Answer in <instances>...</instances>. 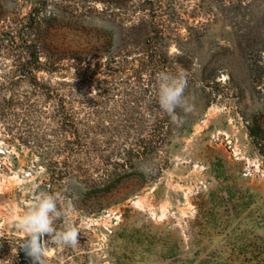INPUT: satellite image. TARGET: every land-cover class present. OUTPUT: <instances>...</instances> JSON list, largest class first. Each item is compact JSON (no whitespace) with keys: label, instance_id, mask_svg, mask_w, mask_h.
I'll return each instance as SVG.
<instances>
[{"label":"rangeland","instance_id":"rangeland-1","mask_svg":"<svg viewBox=\"0 0 264 264\" xmlns=\"http://www.w3.org/2000/svg\"><path fill=\"white\" fill-rule=\"evenodd\" d=\"M41 45L88 56L39 69ZM161 71L190 110L151 155ZM40 191L79 233L44 264H263L264 0H0V264H32L16 224Z\"/></svg>","mask_w":264,"mask_h":264},{"label":"clouds","instance_id":"clouds-1","mask_svg":"<svg viewBox=\"0 0 264 264\" xmlns=\"http://www.w3.org/2000/svg\"><path fill=\"white\" fill-rule=\"evenodd\" d=\"M156 80L157 100L164 112L175 120L177 108L190 110L188 99L184 95L187 87L184 73L173 75L161 71L156 74ZM59 198L58 194L40 191L31 206L18 219L16 227L27 235L20 247L32 264H44L49 243L57 246H75L78 243V229L73 224L65 220L60 229L54 227L56 220H63L66 216V212L58 208Z\"/></svg>","mask_w":264,"mask_h":264},{"label":"trees","instance_id":"trees-1","mask_svg":"<svg viewBox=\"0 0 264 264\" xmlns=\"http://www.w3.org/2000/svg\"><path fill=\"white\" fill-rule=\"evenodd\" d=\"M44 47L41 45L40 49L37 50V47L33 49L31 52L35 58V61L37 62V68L39 69H44L48 71H55L57 68L60 67V63L62 62L61 60H69V59H77L81 60L84 56H88V51H84V49H75V50H66L67 53H63L59 48L54 47L50 48ZM49 52V53H48ZM41 54L45 55V60L40 61L38 58ZM65 55H67L65 57ZM151 56L155 57L158 55L157 51L152 49L151 51ZM153 103H151L150 108L152 110H155L157 115L155 116L154 120L148 123L147 125V138L143 139L144 140V149L146 150V153L148 154H156L158 152H161V150L170 143V129L171 125L173 123V118L169 116L166 112H164L159 104L158 100H155L152 98ZM178 108L175 110V113L177 112ZM158 114H161L158 116ZM69 116V122H71V118L69 114H66V117ZM261 129L258 127V130L256 127L253 125H250L248 127V134L252 139L253 144L258 145V139L262 136L261 135ZM136 155L140 154L138 149L136 150ZM135 157V156H134ZM131 159H123L120 163L121 167H125L126 165L128 166V162H130ZM129 167H131L129 165ZM111 176V175H108ZM99 183V185H96L98 190L108 192L111 191L112 188H114L115 181L112 179L106 178L103 179L102 182H96ZM92 188V185H91ZM220 198L225 200V206H228L229 200L234 197V191H232V187H224L221 188L220 192ZM231 203V202H230ZM264 264V262H262Z\"/></svg>","mask_w":264,"mask_h":264}]
</instances>
